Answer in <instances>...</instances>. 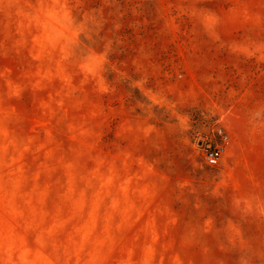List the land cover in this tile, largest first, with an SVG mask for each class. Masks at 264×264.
<instances>
[{
    "label": "rangeland",
    "instance_id": "1",
    "mask_svg": "<svg viewBox=\"0 0 264 264\" xmlns=\"http://www.w3.org/2000/svg\"><path fill=\"white\" fill-rule=\"evenodd\" d=\"M9 2L0 231L31 245L38 204L73 197L86 171L115 207L97 249L68 264H264V0ZM81 219L91 235L94 215Z\"/></svg>",
    "mask_w": 264,
    "mask_h": 264
},
{
    "label": "clouds",
    "instance_id": "2",
    "mask_svg": "<svg viewBox=\"0 0 264 264\" xmlns=\"http://www.w3.org/2000/svg\"><path fill=\"white\" fill-rule=\"evenodd\" d=\"M5 7L18 9L20 2L19 0H10ZM17 95L18 92L11 91L9 98ZM2 103L3 98H0V104ZM7 118H9V114L0 110V123H3ZM93 163L104 166L107 173H111L114 167L111 162L106 161H94ZM67 167L70 169L72 166L68 165ZM97 172H99V168H97ZM76 180L79 183V190L73 197L63 202L49 198L46 203L40 202L38 204L36 211L42 214L31 233V245L27 242V233L18 235L0 231V249L5 254L12 253V259L4 258L0 260V264H68L65 257L74 249H79L85 253L97 249V245L105 235L109 214L115 205L110 199H103L98 196L101 177L97 176L93 180L85 171L81 172ZM60 214L68 217V221L64 225L55 228L45 226L46 220H52L53 217ZM93 215L95 217V231L91 235L81 233L78 228V225L83 222L81 217L87 219ZM41 252L55 258L44 262L39 255ZM85 264H97V262L89 258ZM138 264H149V261L141 259Z\"/></svg>",
    "mask_w": 264,
    "mask_h": 264
},
{
    "label": "built area",
    "instance_id": "3",
    "mask_svg": "<svg viewBox=\"0 0 264 264\" xmlns=\"http://www.w3.org/2000/svg\"><path fill=\"white\" fill-rule=\"evenodd\" d=\"M226 139V145L228 144L227 138ZM226 152V146H218V147H214V148H207V150L205 151V159L206 161L212 165V166H218L223 157L224 154Z\"/></svg>",
    "mask_w": 264,
    "mask_h": 264
}]
</instances>
